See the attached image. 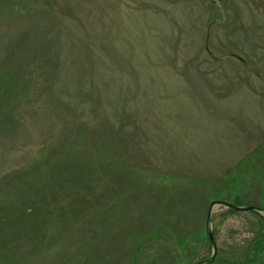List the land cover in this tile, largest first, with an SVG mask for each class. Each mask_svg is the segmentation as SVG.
<instances>
[{
  "label": "rangeland",
  "instance_id": "1",
  "mask_svg": "<svg viewBox=\"0 0 264 264\" xmlns=\"http://www.w3.org/2000/svg\"><path fill=\"white\" fill-rule=\"evenodd\" d=\"M0 264H264V0H0Z\"/></svg>",
  "mask_w": 264,
  "mask_h": 264
}]
</instances>
